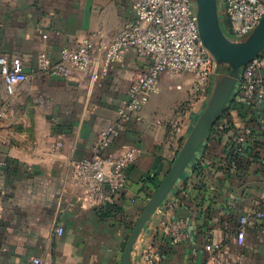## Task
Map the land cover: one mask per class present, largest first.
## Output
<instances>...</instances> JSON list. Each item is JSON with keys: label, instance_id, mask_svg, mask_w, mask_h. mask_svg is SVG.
<instances>
[{"label": "crops", "instance_id": "0c3cea01", "mask_svg": "<svg viewBox=\"0 0 264 264\" xmlns=\"http://www.w3.org/2000/svg\"><path fill=\"white\" fill-rule=\"evenodd\" d=\"M133 3L0 0V56L21 58L25 72L12 96L0 74V161L10 160L0 166V264H34L36 258L41 264H122L131 224L205 111L216 81L190 112L191 76L163 75L142 120H121L118 110L147 66L135 51L97 83L81 74L63 79L38 73L40 54L57 62L64 48L87 34L133 19ZM224 114L153 215L155 232L141 233L134 264H148L145 252L155 236L165 240L154 264H264V219L254 217L264 203V103L234 93ZM114 124L120 134L110 151L139 150L119 211L83 203L72 175V161L91 158L101 132ZM177 221L186 224L184 236L172 241L168 227ZM57 226L65 230L60 237Z\"/></svg>", "mask_w": 264, "mask_h": 264}, {"label": "built area", "instance_id": "2783aa9c", "mask_svg": "<svg viewBox=\"0 0 264 264\" xmlns=\"http://www.w3.org/2000/svg\"><path fill=\"white\" fill-rule=\"evenodd\" d=\"M133 4V19L124 21L112 31L87 34L76 45L64 48L57 62L47 54H40L38 73L63 79L81 74L90 82L97 83L110 74L115 64L122 63L128 52L135 51L147 60V66L133 79L128 98L118 110L121 120H142V108L160 92L163 75L170 78L191 76L186 104L190 112L197 109L209 96L218 66L201 39L196 0H134ZM218 10L226 36L234 42H242L263 19L264 0H218ZM0 74L7 93L15 95L25 74L23 61L19 57L9 59L0 56ZM234 93L246 100L264 103V51L242 66ZM185 125H181V130ZM119 134L118 124L104 129L93 147V156L72 161L74 184L82 193L83 203L96 207L117 204L118 197L126 189L129 172L137 161L139 150L125 147L111 152ZM8 164L4 156L0 166L6 168ZM254 217L264 219V203L255 210ZM247 223L248 218L242 217L238 232L240 243L244 241ZM185 225L183 221L173 222L168 227L167 237L172 241L182 240ZM155 227L150 220L145 228L154 233ZM64 232L62 226L55 229L56 236L60 237ZM164 240L155 236V246L145 252L148 264H154L159 257V244ZM33 262L42 263L39 258Z\"/></svg>", "mask_w": 264, "mask_h": 264}, {"label": "water", "instance_id": "95a60500", "mask_svg": "<svg viewBox=\"0 0 264 264\" xmlns=\"http://www.w3.org/2000/svg\"><path fill=\"white\" fill-rule=\"evenodd\" d=\"M196 4L201 39L212 53L222 74L205 111L191 131L181 152L135 221L125 243L122 264H134L135 244L224 114L234 94L242 66L254 60L264 51V17L245 41L234 42L226 36L221 25L218 0H196ZM224 64L229 65L228 70H223Z\"/></svg>", "mask_w": 264, "mask_h": 264}, {"label": "trees", "instance_id": "16d2710c", "mask_svg": "<svg viewBox=\"0 0 264 264\" xmlns=\"http://www.w3.org/2000/svg\"><path fill=\"white\" fill-rule=\"evenodd\" d=\"M235 104H236V103H235ZM228 111H229V110H228ZM228 111L224 114L223 117H225V116L227 115ZM8 162H10V160H8ZM151 195H152V194H151ZM151 195H149L148 197L150 198ZM100 208H103V209H106V208H107V210H118V211H119V206H118V204H105V205L101 206ZM133 225H134V224H131L130 229H132Z\"/></svg>", "mask_w": 264, "mask_h": 264}, {"label": "rangeland", "instance_id": "374dc122", "mask_svg": "<svg viewBox=\"0 0 264 264\" xmlns=\"http://www.w3.org/2000/svg\"><path fill=\"white\" fill-rule=\"evenodd\" d=\"M222 68H223V70H228V69H229V65H228V64H224V65L222 66ZM221 74H222V70L218 69V71H217V75H216V77H215V81H216V83L218 82V79H219V77H220Z\"/></svg>", "mask_w": 264, "mask_h": 264}]
</instances>
